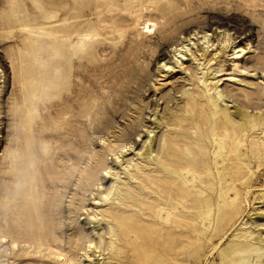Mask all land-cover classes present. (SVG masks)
<instances>
[{"label":"rangeland","instance_id":"obj_1","mask_svg":"<svg viewBox=\"0 0 264 264\" xmlns=\"http://www.w3.org/2000/svg\"><path fill=\"white\" fill-rule=\"evenodd\" d=\"M0 264H264V0H0Z\"/></svg>","mask_w":264,"mask_h":264},{"label":"bare ground","instance_id":"obj_2","mask_svg":"<svg viewBox=\"0 0 264 264\" xmlns=\"http://www.w3.org/2000/svg\"><path fill=\"white\" fill-rule=\"evenodd\" d=\"M151 26H154V23H147L146 24V29H148V28H150ZM181 51L179 50V52L178 53H180ZM215 143H217V146H218V150H215L214 152H213V157H215V158H213L214 160V164H215V166H216V168L215 169H217V166L219 165V164H221L222 163V161H223V157H222V155L220 154V149H221V147L223 146V144H222V142L220 143V142H217L216 140H215ZM145 153L146 154H148L149 153V150L148 149H145ZM183 177H184V179H183V183L184 184H188V182H191L193 179H195L194 178V175H193V173H192V171H191V169H185L184 170V175H183ZM227 188V187H226ZM225 188V190H224V193H225V195L227 196V197H232V196H234V193H231V192H229V190L232 188V186L231 187H228L227 189ZM220 197V196H219ZM205 202H206V200H205ZM219 203H220V201L219 202H217V206H219ZM159 205V206H158ZM156 208V215H157V217L159 218V219H161V220H163V221H171L170 220V217H171V215H172V213H171V211L169 210V209H165V208H163V207H160V204L158 203V204H156V205H154ZM158 206V207H157ZM208 214H209V211H210V208H208ZM202 225H204L205 227H209L210 226V221H208L207 222V224H204V223H202ZM170 225L168 224V227H169ZM122 227V226H121ZM137 227L138 228H140V225H137ZM171 228H173V227H171ZM184 230V235H185V238L186 239H182V238H179V237H176L175 235H169V234H166V236H167V238H172V239H178V240H180L181 242H183V244H182V246L181 247H188V246H190L191 245V241L189 240V235H190V233H191V230L189 229V228H183ZM135 231V229L132 227V228H121V232L124 234V239L126 240V241H128L130 238H131V234H133V232ZM134 235V234H133ZM135 237H137L136 235H134ZM138 239H140V237H138ZM88 247H90V243H89V245H88ZM178 249L179 248H177L176 250H175V255L176 256H178V254H180L181 252H178L177 253V251H178Z\"/></svg>","mask_w":264,"mask_h":264}]
</instances>
